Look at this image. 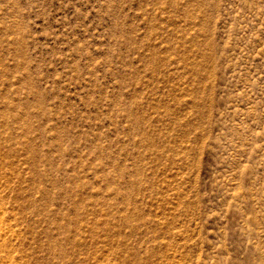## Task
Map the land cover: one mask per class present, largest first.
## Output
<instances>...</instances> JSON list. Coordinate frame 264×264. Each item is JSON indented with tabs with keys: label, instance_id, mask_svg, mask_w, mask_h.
I'll return each mask as SVG.
<instances>
[{
	"label": "rangeland",
	"instance_id": "1",
	"mask_svg": "<svg viewBox=\"0 0 264 264\" xmlns=\"http://www.w3.org/2000/svg\"><path fill=\"white\" fill-rule=\"evenodd\" d=\"M0 264H264V0H0Z\"/></svg>",
	"mask_w": 264,
	"mask_h": 264
}]
</instances>
